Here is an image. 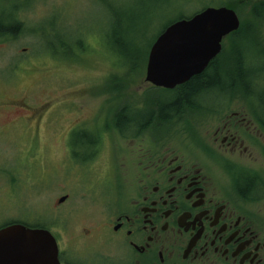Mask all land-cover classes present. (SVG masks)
Returning <instances> with one entry per match:
<instances>
[{"label": "flooded vegetation", "instance_id": "obj_1", "mask_svg": "<svg viewBox=\"0 0 264 264\" xmlns=\"http://www.w3.org/2000/svg\"><path fill=\"white\" fill-rule=\"evenodd\" d=\"M16 59L47 72L42 58ZM136 92L0 95V111L30 110L12 124L23 190L32 200L52 195L38 209L27 199L23 216L0 229L48 231L57 251L41 264H264V105L252 106L248 92L206 100L199 91L162 119Z\"/></svg>", "mask_w": 264, "mask_h": 264}, {"label": "rangeland", "instance_id": "obj_2", "mask_svg": "<svg viewBox=\"0 0 264 264\" xmlns=\"http://www.w3.org/2000/svg\"><path fill=\"white\" fill-rule=\"evenodd\" d=\"M5 1L8 3L4 0L0 2V10L3 11L0 20L7 24L6 18L13 17L18 10L16 20L20 28L32 31L18 33L11 39L0 36L2 96L21 98L27 95L35 100L41 96V91L50 94L55 89L76 93L117 89L121 92L137 91L133 97L143 101L145 110L151 108L158 111L176 98L177 90L145 83L147 54L152 42L171 22L191 16L207 6L220 7L230 3L231 9L238 11L240 20L250 22L256 30L245 28L223 39L217 63L223 69L219 77L220 85L229 86L231 91L248 92L254 107L264 105V2L257 6L262 18L256 19L250 10L257 0ZM13 1L23 3L25 9H19V3ZM23 48L28 50L23 51ZM69 57H74V62H62ZM16 58H21L24 63L42 58L48 62L47 72H39L43 66H20L21 61ZM50 62H57L58 65ZM238 62L244 77L231 80L234 77H228L224 69H235ZM244 71L251 78L245 76ZM41 74L49 77L43 78L42 84ZM220 89L212 87L207 95ZM253 96L261 97L263 103ZM88 100L83 98L84 103L88 101L94 105L99 99ZM24 112L30 110L15 108L0 111V224L22 217L27 199L30 207L38 209L45 199L52 196L42 195L32 200V194L22 188L21 140L18 125L12 124L19 122ZM184 122L196 123L198 120L190 118ZM74 197L75 202L79 201L77 195Z\"/></svg>", "mask_w": 264, "mask_h": 264}, {"label": "water", "instance_id": "obj_3", "mask_svg": "<svg viewBox=\"0 0 264 264\" xmlns=\"http://www.w3.org/2000/svg\"><path fill=\"white\" fill-rule=\"evenodd\" d=\"M239 26L237 13L226 6L170 23L149 49L145 82L171 89L200 74L220 52L222 39ZM56 251L48 231L20 224L0 229V264H41Z\"/></svg>", "mask_w": 264, "mask_h": 264}, {"label": "trees", "instance_id": "obj_4", "mask_svg": "<svg viewBox=\"0 0 264 264\" xmlns=\"http://www.w3.org/2000/svg\"><path fill=\"white\" fill-rule=\"evenodd\" d=\"M262 2H264V0H257V2L254 3V5L252 6L250 10L253 17L256 19L262 18L257 12V6ZM225 6L233 8L230 3L226 4ZM236 12L238 13V11ZM7 20H8L7 24H4L0 20V36L6 34L7 32H9L11 35H15L17 34V30H22V28H20L19 21L16 20V13L14 14L13 17L6 18V21ZM254 27L255 26H253L250 22L241 21L239 29L236 32L232 33V35L237 34L238 32H240V30H244L245 28L247 29L252 28V30H256ZM234 67L235 69H231V70L229 69L230 67H227V69H224L226 70L224 72H226L228 77H234L231 80L243 78L244 73L241 70L240 62L236 63ZM222 70H223L222 66L219 68V66H215V63H212L210 71H214V72H211L210 75L207 74V72L206 73L203 72L202 74L193 77L191 81L186 82L185 84L181 85L180 88L176 92V98L172 102L168 103L166 106L160 107L158 111H156V118L160 117L164 119L170 113L173 114L174 112H176L180 108H183L184 106H192V104L194 103L196 99V93L199 91L204 92L202 93V97H204V99L206 100L208 99L210 100L214 98V97L210 98L211 95H207V94H210L208 93V91L212 87H215L217 89L222 88L219 91L215 92L216 94H219V92H223V91L224 92L231 91L229 86L225 85L224 87V85L223 86L220 85L219 77H220ZM244 72L246 74V71ZM245 76L251 78L250 74L248 75L246 74ZM254 76L255 74L252 76V78ZM233 92H245V91H233ZM220 99L221 97H219V100ZM157 112L159 113L158 115H157Z\"/></svg>", "mask_w": 264, "mask_h": 264}]
</instances>
